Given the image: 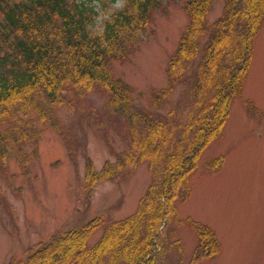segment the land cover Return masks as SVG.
Instances as JSON below:
<instances>
[{
  "label": "trees",
  "instance_id": "trees-1",
  "mask_svg": "<svg viewBox=\"0 0 264 264\" xmlns=\"http://www.w3.org/2000/svg\"><path fill=\"white\" fill-rule=\"evenodd\" d=\"M218 1L184 3L189 22L169 58L167 85L152 89L149 102L163 107L188 80L191 107L185 113L176 105L162 116L148 107L135 108L133 86L116 77L110 63L127 59L136 48L161 0H0V172L11 158L28 172L39 157L42 126L66 134L59 107L72 110L100 92L105 108L127 119L131 141L99 171L83 151L85 191L92 194L100 182L143 162L154 178L132 215L112 222L102 215L92 218L37 242L25 258L8 264H158L163 229L178 213V202L191 195L190 178L202 154L223 136L264 25V0H223L221 16L211 22ZM118 2L120 8L114 6ZM101 10L105 14L99 20ZM67 152L76 154L71 147ZM223 162L214 159L211 167ZM104 224L102 236L90 245ZM194 225L199 244L190 264L214 258L222 248L213 228Z\"/></svg>",
  "mask_w": 264,
  "mask_h": 264
},
{
  "label": "rangeland",
  "instance_id": "rangeland-1",
  "mask_svg": "<svg viewBox=\"0 0 264 264\" xmlns=\"http://www.w3.org/2000/svg\"><path fill=\"white\" fill-rule=\"evenodd\" d=\"M161 1L127 59L116 58L110 63L113 74L133 86L135 108L148 107L163 116L176 105L187 113L191 84L187 80L178 85L163 107L149 102L152 89L167 85L169 58L189 22L187 0ZM114 6L120 8L122 3ZM223 7V0L216 2L211 22L221 16ZM100 13L98 19L102 20L105 13ZM253 56L248 80L233 101L223 136L202 154L190 178L191 195L178 202V213L163 229L165 243L158 264L191 263L199 244L195 223L213 228L222 246L214 258H201L198 264H264V25ZM104 103L105 98L96 92L72 110L59 107L66 134L43 125L39 157L32 159L29 171L11 158L9 168L0 172L4 190L0 200V264L25 258L37 242L92 218L102 215L112 222L132 215L139 207L154 181L148 162L100 182L92 194L83 186L87 156L83 151L99 171L105 161H114L130 146L127 119L110 112ZM68 147L75 156L67 152ZM219 158H223V165L212 168L211 161ZM105 226L91 236L90 245L102 236Z\"/></svg>",
  "mask_w": 264,
  "mask_h": 264
}]
</instances>
